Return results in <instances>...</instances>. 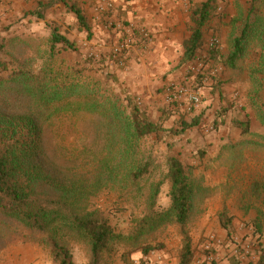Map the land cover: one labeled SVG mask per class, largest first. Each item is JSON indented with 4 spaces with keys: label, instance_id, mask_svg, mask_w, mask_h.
Instances as JSON below:
<instances>
[{
    "label": "trees",
    "instance_id": "1",
    "mask_svg": "<svg viewBox=\"0 0 264 264\" xmlns=\"http://www.w3.org/2000/svg\"><path fill=\"white\" fill-rule=\"evenodd\" d=\"M263 1L251 0L248 11L233 16L232 48L223 63L236 70L253 44L260 48L262 58L248 72L255 91L251 106L264 126V97L255 90L256 85H263L259 74L264 75ZM57 3H63L75 15L79 28L91 34L90 21L75 2L40 3L34 14L43 19ZM215 16L216 0L190 7L192 26L183 42L184 64L195 57L203 42V28ZM77 50L75 41L52 26L44 64L36 71H14L5 80L16 81L21 94L0 99V218L18 224L25 242L47 245L57 264H78L74 245L87 251V264H112L115 257L128 262L138 251L148 254L161 249L162 245L147 240L157 239L155 234L172 224L178 227L183 243L179 264H191L194 250L189 224L198 209L202 210L208 190L193 179L178 158L172 157L168 171L170 203L162 206L159 196L163 183L153 180V163L143 149V141L149 135H158L161 124L139 107L134 94L113 87L118 79L104 65L95 67L92 60L70 64L58 58L61 51ZM3 70L10 69L0 59ZM63 117L75 130L97 135L101 145L75 149L62 160L46 165L41 138ZM200 120L197 116L190 123L183 122L184 127L176 133L198 126ZM233 125L241 128L243 137L254 135L250 120H234ZM103 191L136 194L142 200L138 205L145 206L144 212L140 216L130 214L128 230H118L100 208L92 205V199ZM219 220L230 233L233 218L226 206ZM255 223L260 236H264V223ZM14 237L9 230L3 235L6 243L0 240V253ZM260 264H264V244Z\"/></svg>",
    "mask_w": 264,
    "mask_h": 264
},
{
    "label": "rangeland",
    "instance_id": "2",
    "mask_svg": "<svg viewBox=\"0 0 264 264\" xmlns=\"http://www.w3.org/2000/svg\"><path fill=\"white\" fill-rule=\"evenodd\" d=\"M51 1L56 0H0V59L10 69L0 71V99L20 97L17 82H5L10 74L19 70L36 71L44 64L52 26H57L62 34L78 46L74 52L61 51L58 55L60 60L70 64L92 60L95 67L102 64L106 71H112L118 79L113 87L133 95L122 72L128 71L132 59L138 60L152 53L156 44L153 32L145 26H136L119 17L117 0H98L95 5L92 4L93 12L81 6L78 1L70 0L79 4L87 15L92 29L89 35L79 28L75 15L63 3H57L47 10L43 19L34 14L40 3ZM203 1L192 0L187 8L185 38L191 34L190 7L192 4L200 5ZM250 1L216 0L217 16L204 26L203 42L195 57L186 64L181 57L174 68L163 73V80L171 76L175 81L163 88L167 105L163 114L159 116L155 110L149 114L140 98L143 95H134L139 107L146 111L152 121L162 126L158 135H149L143 141V149L153 163V180L163 183L159 196L162 206L170 203L168 171L169 159L172 157L178 158L185 169L193 174V179L208 190L204 193L202 210L198 209L189 224L194 250L191 264H221L220 250L223 249L227 252L225 258L228 264H260L264 236H260L255 222L264 223V126L257 120L251 106L250 97L255 91L248 71L250 66L258 65L263 54L253 44L238 69H228L223 63L232 48V18L248 11ZM262 10L264 12V1ZM145 32L150 37H146ZM259 76L263 85H256L255 90L264 97V75L260 73ZM168 87L199 93L202 98L201 108L197 111L172 108L166 101ZM156 94H160V90H156ZM210 95L219 97L216 107L213 104L203 106ZM175 115L179 119L172 122L171 118ZM197 116L201 119L198 126L188 128L181 134L176 133L184 127L183 122L190 123ZM234 120H250L254 135L243 137L241 128L233 125ZM215 124L218 128H215ZM235 129L240 132L239 137L234 134ZM210 136L218 143L227 141L212 154L208 146L203 145ZM245 142L246 147L242 148ZM41 143L42 158L46 165L62 160L75 149L83 151L84 147L99 148L101 145L97 135L75 130L72 122L64 117L58 120L56 126L47 130ZM188 146L193 156L189 154ZM138 198L136 194L127 195L122 191H103L92 199V205L100 208L118 230L126 231L132 223L130 214L140 216L144 212L145 206L138 205L142 203ZM224 206L233 218L230 233L222 228L219 220ZM8 230L15 237L10 245L1 249L4 257L0 264H15L16 261L17 264L19 261L20 264H57L47 245L25 242L18 224L0 218L1 241ZM155 235L157 239L150 237L147 241L153 245H162L161 249L152 250L148 254L138 251L132 254L128 262L115 257L112 264H179L183 243L178 227L170 224ZM212 236L215 242H211ZM245 246H249V253ZM72 251L78 264L88 263L86 250L74 245Z\"/></svg>",
    "mask_w": 264,
    "mask_h": 264
},
{
    "label": "crops",
    "instance_id": "3",
    "mask_svg": "<svg viewBox=\"0 0 264 264\" xmlns=\"http://www.w3.org/2000/svg\"><path fill=\"white\" fill-rule=\"evenodd\" d=\"M73 1H78L81 6H85L91 12H93L91 8L92 4L95 5L98 2V0ZM191 2L192 0H117L116 5L119 6V17L131 21L136 26L147 27L153 32L156 40V44L152 48L153 50L150 55L138 60L132 59V65L128 68V71L122 72L123 76L127 78L131 92L134 95H143L140 98H142L143 104L148 109L149 114L155 110L159 112L160 116L164 113L165 107H167L164 100L163 88L175 81H173L174 78L171 76L169 79L163 80V73L174 68L179 59L184 55L183 42L186 38L183 35L184 30L187 28L186 21L188 19L186 11ZM156 90H160V94L157 95ZM207 98L210 99L204 101L203 106H209L210 104H213L214 107L217 106L218 96L210 95ZM175 119H179L178 115L171 118V121L174 122ZM234 134L239 137L240 132L235 129ZM227 136L229 135L227 134ZM212 139L213 137L210 136L207 138L208 142L203 143L204 147L208 146L210 154L213 151H218L220 146L227 142L223 140L218 143ZM187 148L190 149L189 146ZM191 151L190 149L189 154L193 156ZM193 163H196V161H193ZM220 253L221 264H228L227 258H225L227 257L226 250H220ZM0 254L1 262L4 253ZM15 264H17V261Z\"/></svg>",
    "mask_w": 264,
    "mask_h": 264
},
{
    "label": "built area",
    "instance_id": "4",
    "mask_svg": "<svg viewBox=\"0 0 264 264\" xmlns=\"http://www.w3.org/2000/svg\"><path fill=\"white\" fill-rule=\"evenodd\" d=\"M144 35L146 37H150V34L148 32H145ZM172 86V85H170ZM168 87L167 88V103L171 104V107L176 108H184L189 111H197L199 108H201L202 98L199 96V93H188L184 90L176 89V87ZM215 237H211V242H215ZM244 248H247V253L250 252L249 246H245Z\"/></svg>",
    "mask_w": 264,
    "mask_h": 264
}]
</instances>
